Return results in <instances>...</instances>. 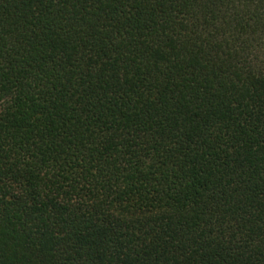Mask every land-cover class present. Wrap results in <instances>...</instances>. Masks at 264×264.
Returning <instances> with one entry per match:
<instances>
[{
    "label": "trees",
    "instance_id": "16d2710c",
    "mask_svg": "<svg viewBox=\"0 0 264 264\" xmlns=\"http://www.w3.org/2000/svg\"><path fill=\"white\" fill-rule=\"evenodd\" d=\"M0 264H264V0H0Z\"/></svg>",
    "mask_w": 264,
    "mask_h": 264
}]
</instances>
